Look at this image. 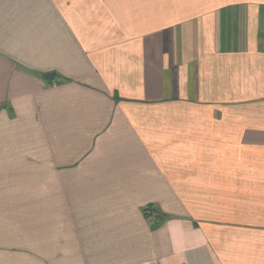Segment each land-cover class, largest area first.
<instances>
[{
  "label": "crops",
  "instance_id": "crops-1",
  "mask_svg": "<svg viewBox=\"0 0 264 264\" xmlns=\"http://www.w3.org/2000/svg\"><path fill=\"white\" fill-rule=\"evenodd\" d=\"M0 264H264V0H0Z\"/></svg>",
  "mask_w": 264,
  "mask_h": 264
},
{
  "label": "trees",
  "instance_id": "trees-1",
  "mask_svg": "<svg viewBox=\"0 0 264 264\" xmlns=\"http://www.w3.org/2000/svg\"><path fill=\"white\" fill-rule=\"evenodd\" d=\"M144 214L148 215L150 213H155L157 216L160 215L159 211L157 209H155L153 206H147L144 210H143ZM162 216V215H161Z\"/></svg>",
  "mask_w": 264,
  "mask_h": 264
},
{
  "label": "water",
  "instance_id": "water-1",
  "mask_svg": "<svg viewBox=\"0 0 264 264\" xmlns=\"http://www.w3.org/2000/svg\"><path fill=\"white\" fill-rule=\"evenodd\" d=\"M53 74H48V75H46L45 76V78L47 79V80H49V81H52L53 80Z\"/></svg>",
  "mask_w": 264,
  "mask_h": 264
}]
</instances>
